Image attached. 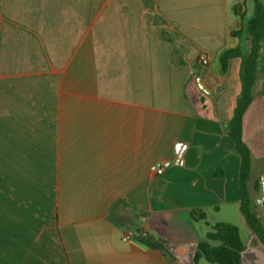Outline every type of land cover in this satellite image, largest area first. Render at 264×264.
Masks as SVG:
<instances>
[{
	"label": "crops",
	"instance_id": "1",
	"mask_svg": "<svg viewBox=\"0 0 264 264\" xmlns=\"http://www.w3.org/2000/svg\"><path fill=\"white\" fill-rule=\"evenodd\" d=\"M252 11L251 0H0V264H194L216 222L238 228L243 262L264 264L226 130L241 57L224 71L218 60L248 54ZM262 80L258 67L241 134L264 223Z\"/></svg>",
	"mask_w": 264,
	"mask_h": 264
},
{
	"label": "trees",
	"instance_id": "2",
	"mask_svg": "<svg viewBox=\"0 0 264 264\" xmlns=\"http://www.w3.org/2000/svg\"><path fill=\"white\" fill-rule=\"evenodd\" d=\"M251 1L253 11L246 22L250 42L248 54L243 56L239 47L236 46L222 50L218 60L222 71H224L228 59L235 56L241 57L240 92L226 130L234 142L235 152L240 159L239 210L250 230L264 246V223L259 215L252 210V198L247 190V181L251 170V153L241 134L242 116L253 98L252 89L258 67L263 77L261 92L264 94V61L262 59V52L264 51V2L262 0ZM236 11L240 12V6L236 7ZM240 16L242 17V14ZM255 188L257 190L258 186L256 185ZM191 213L194 211L192 210ZM207 225L208 229L204 236L197 242L193 255L194 264H199L200 259H204L207 264H248L241 260V252L244 246L235 225L224 222ZM136 231H141V229L136 228ZM141 236V232L140 234L138 232V237ZM149 245L154 246V243L150 242Z\"/></svg>",
	"mask_w": 264,
	"mask_h": 264
},
{
	"label": "built area",
	"instance_id": "3",
	"mask_svg": "<svg viewBox=\"0 0 264 264\" xmlns=\"http://www.w3.org/2000/svg\"><path fill=\"white\" fill-rule=\"evenodd\" d=\"M197 62L200 64V65H206L207 64V57L205 54L201 53L198 55L197 57ZM150 170L153 171V172H156L158 174H161L163 172V166L161 164H158V163H155V164H151L150 165ZM134 229L131 228V227H126L124 228L123 230V233H122V240L124 241H128L130 240L133 236H134Z\"/></svg>",
	"mask_w": 264,
	"mask_h": 264
},
{
	"label": "rangeland",
	"instance_id": "4",
	"mask_svg": "<svg viewBox=\"0 0 264 264\" xmlns=\"http://www.w3.org/2000/svg\"><path fill=\"white\" fill-rule=\"evenodd\" d=\"M247 228V227H246ZM248 230V229H247ZM241 237L245 240L246 239V232L244 229H241Z\"/></svg>",
	"mask_w": 264,
	"mask_h": 264
}]
</instances>
